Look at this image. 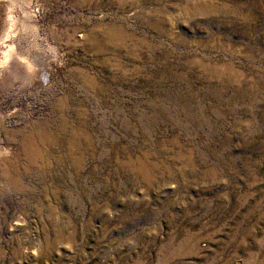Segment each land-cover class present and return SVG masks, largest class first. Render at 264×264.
<instances>
[{"label": "rangeland", "instance_id": "rangeland-1", "mask_svg": "<svg viewBox=\"0 0 264 264\" xmlns=\"http://www.w3.org/2000/svg\"><path fill=\"white\" fill-rule=\"evenodd\" d=\"M0 264H264V0H0Z\"/></svg>", "mask_w": 264, "mask_h": 264}, {"label": "bare ground", "instance_id": "bare-ground-1", "mask_svg": "<svg viewBox=\"0 0 264 264\" xmlns=\"http://www.w3.org/2000/svg\"><path fill=\"white\" fill-rule=\"evenodd\" d=\"M6 48H7V50H5L4 53H3L4 61L5 60L7 61L12 56L11 54L14 52L12 46H9V47H6ZM20 59L25 63V65L28 67V69L36 67V63L33 62V61H30L29 59H26V58H23V57H21ZM73 134H74V132H73ZM71 139L72 138H70V140ZM31 141H32V139H29V141L28 140H24V142H23L24 151H23L21 156L25 157L27 161L28 160L35 161V159L37 158V155L34 154V146L32 145ZM68 142H69V140H68ZM72 142H73V140H72ZM71 149H74V148H70V150ZM28 162L30 163L31 161H28ZM9 164L10 163H8L6 161L1 164V177H4V178L8 179L7 182L13 180V176H14L12 174V170L10 169ZM57 168L58 169H53V171H52L53 172V177H54V182L53 183L56 184L55 187L57 189H62V188L68 189V186L70 185V190H68V193H71V186L76 184L75 177H77V173L79 171V161L76 160L75 158L72 160L68 170L66 171V174H64L66 176L63 175L64 166H63L61 161H58V167ZM15 171H16V169H15ZM39 171H40V169H39ZM39 174L41 175V173H39ZM37 180L40 181L39 178ZM11 183L13 184V182H11ZM67 184H69V185H67Z\"/></svg>", "mask_w": 264, "mask_h": 264}]
</instances>
